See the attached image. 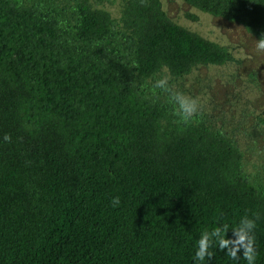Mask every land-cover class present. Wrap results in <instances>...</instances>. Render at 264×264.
Returning <instances> with one entry per match:
<instances>
[{
	"label": "trees",
	"instance_id": "1",
	"mask_svg": "<svg viewBox=\"0 0 264 264\" xmlns=\"http://www.w3.org/2000/svg\"><path fill=\"white\" fill-rule=\"evenodd\" d=\"M182 1L264 36V0ZM229 58L156 0H129L121 28L87 0H0V264H193L203 230L244 216L264 264V179L150 92Z\"/></svg>",
	"mask_w": 264,
	"mask_h": 264
},
{
	"label": "rangeland",
	"instance_id": "2",
	"mask_svg": "<svg viewBox=\"0 0 264 264\" xmlns=\"http://www.w3.org/2000/svg\"><path fill=\"white\" fill-rule=\"evenodd\" d=\"M128 1L87 0L119 28ZM156 1L175 24L218 44L230 56L223 66L199 65L183 78L165 71L160 76L169 77L173 91L197 100L200 115L194 122L231 139L242 154L246 174L264 179V51L257 50V39L240 24L200 12L182 0ZM161 98L168 99V94Z\"/></svg>",
	"mask_w": 264,
	"mask_h": 264
},
{
	"label": "clouds",
	"instance_id": "3",
	"mask_svg": "<svg viewBox=\"0 0 264 264\" xmlns=\"http://www.w3.org/2000/svg\"><path fill=\"white\" fill-rule=\"evenodd\" d=\"M256 48L257 50L264 51V36L257 40ZM156 90L168 94V102L173 106L172 114L178 117V123L186 126L197 121L200 115L197 100L180 91H173L167 75H162L158 79H155L150 89L153 97L158 95ZM2 140L7 142L10 140V136L4 134ZM111 203L113 207L118 206L120 203L119 197L114 196ZM257 218L244 216L235 226L220 223L211 229L203 230L196 241L193 264H204L206 258L208 264H210L213 257V252L210 249L213 247L224 252L231 260H238L239 253L246 264H256L258 254L256 251V237L253 233L256 228ZM229 231H231V237L227 236Z\"/></svg>",
	"mask_w": 264,
	"mask_h": 264
}]
</instances>
